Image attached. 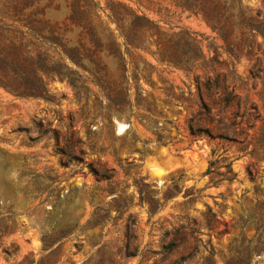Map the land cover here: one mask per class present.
Listing matches in <instances>:
<instances>
[{
  "label": "rangeland",
  "instance_id": "obj_1",
  "mask_svg": "<svg viewBox=\"0 0 264 264\" xmlns=\"http://www.w3.org/2000/svg\"><path fill=\"white\" fill-rule=\"evenodd\" d=\"M156 1L140 10L167 35L196 34L204 58L192 68L161 61L142 23L149 49L128 56L123 113L86 74H71L75 88L45 76L44 98L0 86V264H264V0H223L229 42L202 16ZM125 7L138 9L0 0V56L9 64L19 47L61 62L36 33L83 39L73 21L86 12L83 25L107 39L112 12L131 26ZM172 46L195 54L185 39Z\"/></svg>",
  "mask_w": 264,
  "mask_h": 264
},
{
  "label": "trees",
  "instance_id": "obj_2",
  "mask_svg": "<svg viewBox=\"0 0 264 264\" xmlns=\"http://www.w3.org/2000/svg\"><path fill=\"white\" fill-rule=\"evenodd\" d=\"M78 1L84 4L89 1L92 2V0ZM154 1L156 0H136L138 9L125 7L130 16L131 26L128 28L126 26V17L119 12H112L111 17L117 26V33L109 30L107 39L99 38L94 31V27L87 29L88 27L83 25L86 19V12H83L78 19L73 21L76 27L83 30L81 32L83 39L74 41L73 39H66L64 35L51 33L49 36H44L43 33H36L43 38L38 40L59 51L61 62L57 61L55 64L50 65L48 63L50 62V57L46 53L40 51L33 57L25 55L17 47L13 52L12 59L9 60V64L5 63L4 61L7 60L0 56V86L18 97L44 98L47 94L45 76L52 73L57 74L68 79L69 83L75 88V84L70 77L71 74L78 78H82L86 74L100 92L115 107L120 109V113H123L127 110L130 98L128 56L131 55V51L149 49L144 46L141 30L137 29L142 23H147L155 30V34L151 35L150 39L155 36L158 40L156 41L158 46L156 53L159 54L161 61L176 68L181 66L192 68L204 58L196 34L182 30L179 33L167 35L160 30L155 22L146 16V13L140 10L141 8L152 10L155 9V6H160V2ZM170 4L182 12L202 16L207 24L215 32H218L223 39L227 42H229L228 39H231L226 28L230 22L229 17L226 15L227 3L223 0H171ZM161 10L169 11L168 8L160 7L158 12H161ZM86 29L88 31L84 32ZM32 31L35 33V29H32ZM86 37L90 39H85ZM172 39H185L189 45L194 47L195 54L183 57L173 55L171 51L173 47ZM165 52L167 53L166 56L164 55ZM110 62L117 64L115 71L111 70ZM202 108L209 112L211 111L204 99ZM190 131L192 134H196L193 124L190 127ZM211 173V168H209L207 174ZM135 226L136 220L131 222L127 228L134 233ZM129 246L130 243L126 245V248H129ZM172 247H174V243H171L168 248Z\"/></svg>",
  "mask_w": 264,
  "mask_h": 264
},
{
  "label": "bare ground",
  "instance_id": "obj_3",
  "mask_svg": "<svg viewBox=\"0 0 264 264\" xmlns=\"http://www.w3.org/2000/svg\"><path fill=\"white\" fill-rule=\"evenodd\" d=\"M124 129H125V125L121 124V125H120V131H119V132H123Z\"/></svg>",
  "mask_w": 264,
  "mask_h": 264
}]
</instances>
